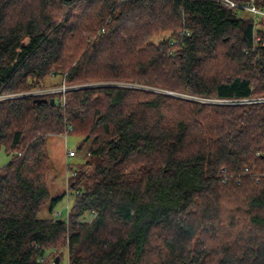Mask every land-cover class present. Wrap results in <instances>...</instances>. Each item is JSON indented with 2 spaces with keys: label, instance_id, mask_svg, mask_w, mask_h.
<instances>
[{
  "label": "trees",
  "instance_id": "trees-1",
  "mask_svg": "<svg viewBox=\"0 0 264 264\" xmlns=\"http://www.w3.org/2000/svg\"><path fill=\"white\" fill-rule=\"evenodd\" d=\"M51 134L82 136L77 151L90 140L67 163L61 218ZM1 148L0 264H57L63 247L68 264H264V14L0 0ZM49 197L53 214L38 216Z\"/></svg>",
  "mask_w": 264,
  "mask_h": 264
},
{
  "label": "rangeland",
  "instance_id": "rangeland-1",
  "mask_svg": "<svg viewBox=\"0 0 264 264\" xmlns=\"http://www.w3.org/2000/svg\"><path fill=\"white\" fill-rule=\"evenodd\" d=\"M242 14L247 15V13H244V12ZM166 35H167V32L163 31V33L160 36L164 37ZM159 38L160 37H158V39ZM57 79H58V76L49 77L47 79L46 85H50L51 82L56 81ZM166 92L172 94V92L170 91L166 90ZM17 94H20V93H17ZM22 94H24V92H22ZM177 94L183 96L184 98L188 97L187 94H183L180 92H177ZM10 95H15V94L13 93L8 94V96ZM2 96L4 97L6 95H2ZM189 98L197 99L196 97H192V96ZM50 139H56L59 143V144L55 143V147L53 148V153L55 152L57 154L54 155L53 157L49 155L51 167L49 171L47 172L50 196H56V195H60L66 192L67 163H75L76 161L83 162L84 159L87 157L86 153L88 150V145L90 143V140L84 143V146L79 150L77 157L69 158L66 155L67 150L71 148H75L77 143L82 139V136L74 135V134H67V135L66 134H51L48 136L47 141H50ZM8 160H9V155L4 151V149L1 148L0 149V166L8 162ZM69 201L71 203L72 197H70ZM49 203H50V197L46 198L44 202L42 203L41 208L38 212V216L50 217L53 214L49 211ZM65 203H66V198L64 195L63 198L60 199L54 207V211L59 213L60 218L65 217ZM51 250L54 252V249H47L45 256H48ZM58 255H59V260L57 264H68V255H67L66 247L60 248L58 250ZM44 264H48L47 258L45 259Z\"/></svg>",
  "mask_w": 264,
  "mask_h": 264
},
{
  "label": "built area",
  "instance_id": "built-area-1",
  "mask_svg": "<svg viewBox=\"0 0 264 264\" xmlns=\"http://www.w3.org/2000/svg\"><path fill=\"white\" fill-rule=\"evenodd\" d=\"M219 1H221L222 3H224L225 5H227L229 7H236V8H239L240 10L247 11V12L251 13L255 18L257 17L258 14H264V12L261 9L256 7L254 0H245L241 3L235 2L234 0H219ZM258 39L259 38L255 37V40H258ZM66 88L67 87H65V86H61L58 89L64 91ZM58 89H56V88H43V89L35 90L34 93H38V94L50 93V92H53V91L58 90ZM224 101L225 100H223L221 102H224ZM78 152L79 151H77L76 148H71V149L67 150L66 155L69 158L77 157ZM73 174H74V170L72 168L67 169L66 170V181H67L68 177L73 175ZM70 197H72L71 193L68 190H66V192H65V198H66L65 217H67L68 210L70 207V201H69ZM55 213H56V215H59V213H57V212H55Z\"/></svg>",
  "mask_w": 264,
  "mask_h": 264
},
{
  "label": "crops",
  "instance_id": "crops-1",
  "mask_svg": "<svg viewBox=\"0 0 264 264\" xmlns=\"http://www.w3.org/2000/svg\"><path fill=\"white\" fill-rule=\"evenodd\" d=\"M55 143L56 144L58 143V141L56 139H50V141H47V147H48L49 155L52 157L57 154L55 152L53 153V148L55 147ZM63 159H64V157H63Z\"/></svg>",
  "mask_w": 264,
  "mask_h": 264
},
{
  "label": "water",
  "instance_id": "water-1",
  "mask_svg": "<svg viewBox=\"0 0 264 264\" xmlns=\"http://www.w3.org/2000/svg\"><path fill=\"white\" fill-rule=\"evenodd\" d=\"M34 100L35 101H41V100L42 101H47V100H49V102L52 103L53 102V97H49V98H47V97H37ZM58 220H61V219L59 218ZM54 260H55L54 262L57 263L58 262V257L56 256Z\"/></svg>",
  "mask_w": 264,
  "mask_h": 264
}]
</instances>
